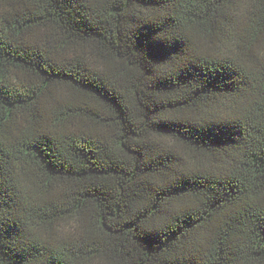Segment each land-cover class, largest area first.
<instances>
[{
	"label": "trees",
	"instance_id": "obj_1",
	"mask_svg": "<svg viewBox=\"0 0 264 264\" xmlns=\"http://www.w3.org/2000/svg\"><path fill=\"white\" fill-rule=\"evenodd\" d=\"M0 264H264V0H0Z\"/></svg>",
	"mask_w": 264,
	"mask_h": 264
}]
</instances>
